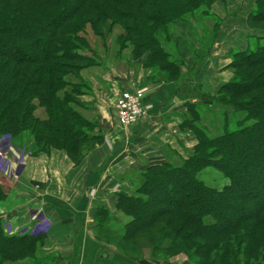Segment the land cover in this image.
Segmentation results:
<instances>
[{
  "label": "trees",
  "instance_id": "trees-1",
  "mask_svg": "<svg viewBox=\"0 0 264 264\" xmlns=\"http://www.w3.org/2000/svg\"><path fill=\"white\" fill-rule=\"evenodd\" d=\"M218 5L226 0H0V139L19 154L58 151L78 165L103 143L81 98L91 93L85 72L103 66L108 45L116 58L127 51L147 80L177 81L218 40ZM244 25L253 42L229 50L231 79L186 106L180 128L194 147L146 168L134 196L117 195L127 221L105 241L118 253L136 257L122 248L137 240L162 264L180 254L184 264H264V0H252ZM213 105L215 124L205 114ZM6 199L0 184V205ZM94 218L99 234L113 215L99 208ZM45 240L9 233L0 214V264L34 263Z\"/></svg>",
  "mask_w": 264,
  "mask_h": 264
},
{
  "label": "crops",
  "instance_id": "crops-1",
  "mask_svg": "<svg viewBox=\"0 0 264 264\" xmlns=\"http://www.w3.org/2000/svg\"><path fill=\"white\" fill-rule=\"evenodd\" d=\"M217 56L212 54L192 68L183 67L182 78L174 82L147 80V72L136 61L121 75L108 66L105 76L90 79L91 93L81 98L103 135L100 146L78 165L58 151L26 158L19 177L22 183L18 182L23 189L19 191V179L0 173V184L7 194L0 214L7 216L6 225L13 233L23 234L29 227L30 210L41 208L47 216L42 258L25 264H54V260L58 264H157L151 257L142 261L126 257L106 243L126 221L116 211L117 195L134 196V178L146 168L185 158L194 147L193 134L180 128L186 106L204 94L213 95L231 79L228 58ZM224 74L229 77L218 80ZM138 90L145 96L146 115L123 127L116 116V99L122 92ZM99 208L112 214L113 220L97 234L94 217Z\"/></svg>",
  "mask_w": 264,
  "mask_h": 264
},
{
  "label": "rangeland",
  "instance_id": "rangeland-1",
  "mask_svg": "<svg viewBox=\"0 0 264 264\" xmlns=\"http://www.w3.org/2000/svg\"><path fill=\"white\" fill-rule=\"evenodd\" d=\"M251 4H252V0H226V7H225L226 9H222V7L219 5L215 6L214 14L221 21L220 34H219L218 40L216 42H214V44L212 45V48L210 50V54L207 57L211 56L212 54H214V57H216L218 54L220 56V58L222 57L221 59L224 60L227 58V55H228V52L230 49L241 48V47L245 46V44H247V41L249 42V44H251L253 42L252 38H249V39L246 38V40H245L246 34L248 35V34L254 33V32L247 29L244 25L245 14L249 10ZM208 25L211 26V24H208ZM106 53H105L104 57L101 58L102 64H103V66L101 68L93 69V70H90L88 72H85L84 77L86 79H88L89 82H90V79H92L94 77L97 80H99L100 77L105 76L107 73L108 66H110V67L113 66L117 70L116 73H119L121 75L122 73H124L125 70H127V68H128L127 66L132 65L131 64L132 62L128 60L129 59V53L127 51L124 53V55L118 56V58L115 57L116 50H115L113 43L108 45V50H106ZM219 56H217V57L219 58ZM230 74H231V72H230ZM148 75L149 74L147 73V76ZM231 76H232V74H231ZM218 77H219L218 80H220V79H223L224 77H229V75L224 74V75H219ZM119 96H118V98H119ZM204 99H206V98H203V100ZM206 100H208V99H206ZM85 109H86L85 111H81L82 114L86 118H88L89 120H93L92 111H91L90 107L87 106ZM217 111H218V109H216V107L214 105L207 109V112L205 114L207 116V122L208 123L209 122H211L213 124L217 123L216 122ZM215 126L218 127V124H216ZM211 134L213 135L215 133H211ZM7 166L8 165L5 161L0 160V173L5 174L6 173L5 167H7ZM15 169H16V167L13 166L12 169L10 167L9 171L13 172ZM5 175L7 176V174H5ZM19 177H18V179H19ZM13 180L17 181L15 179H13ZM216 180H217V173L216 172H210L208 180L206 179V181L208 183H214ZM18 182H21L20 179L17 181V183ZM23 186H25V184H23ZM17 187H18V188H16L17 191H19V188L23 189V187L21 186L20 183H18ZM11 201L12 200H10V202ZM19 205L21 207H23L24 205H25L24 207L27 206V204H21V203ZM28 217H29L30 225H29V227H27V229L22 230L21 233H23V234L33 232V229H34L33 224H35V223L30 220L29 213H28ZM115 219H118V218L115 217ZM126 221H127V219H126ZM122 225L121 226L118 225L119 227H116L118 231L121 230ZM106 243L113 246L114 248L116 247L115 241L106 242ZM143 243H144L143 241L137 242V240L136 241L135 240L130 241L129 243L124 245V248H122V251H127L126 255H131L133 257L136 256V257L132 258L134 260L142 261L144 258L149 259L150 258L149 250H147V249H141L140 251L137 250L138 246L143 245ZM41 251L44 253V249ZM136 252L138 254H136ZM147 255H148V258H147ZM41 258H42V255H41ZM37 259H40V258H37ZM187 260L189 261V259H187L186 256L180 254L177 256H173L169 260V263L170 264H184ZM54 261H55L54 264H58L57 260H54ZM152 261H154L157 264H162L161 261H155L153 259H152ZM26 262H24L22 264H25Z\"/></svg>",
  "mask_w": 264,
  "mask_h": 264
},
{
  "label": "built area",
  "instance_id": "built-area-1",
  "mask_svg": "<svg viewBox=\"0 0 264 264\" xmlns=\"http://www.w3.org/2000/svg\"><path fill=\"white\" fill-rule=\"evenodd\" d=\"M144 93L142 91H132L122 93L115 103L116 116L118 122L123 127H129L138 123L142 118L145 117V107H144ZM30 157L29 155H22L16 152L11 144L9 137H3L0 140V160L7 163L5 167V174L8 177H11L15 180L20 176L23 166L25 164L26 158ZM15 166L16 169L11 172L10 167ZM9 171V172H8ZM30 220L33 221L34 229L33 232H30L31 235L36 233H43L44 225L47 222V216L44 213L43 209L37 208L32 209L29 212ZM9 233L14 234L7 226Z\"/></svg>",
  "mask_w": 264,
  "mask_h": 264
},
{
  "label": "water",
  "instance_id": "water-1",
  "mask_svg": "<svg viewBox=\"0 0 264 264\" xmlns=\"http://www.w3.org/2000/svg\"><path fill=\"white\" fill-rule=\"evenodd\" d=\"M203 101H204V103H209V100L204 99ZM2 219L6 220L7 216H2Z\"/></svg>",
  "mask_w": 264,
  "mask_h": 264
}]
</instances>
